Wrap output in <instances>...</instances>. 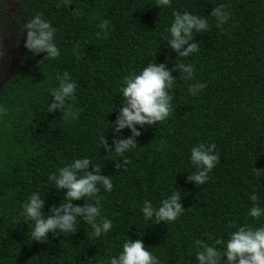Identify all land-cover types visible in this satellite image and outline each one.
I'll list each match as a JSON object with an SVG mask.
<instances>
[{
    "label": "trees",
    "instance_id": "1",
    "mask_svg": "<svg viewBox=\"0 0 264 264\" xmlns=\"http://www.w3.org/2000/svg\"><path fill=\"white\" fill-rule=\"evenodd\" d=\"M221 4L229 20L218 28L209 14ZM19 8L16 23L23 28L36 13L49 21L60 54L50 60L25 48L0 89V264H99L116 255L126 239H141L161 264H197L195 240L224 241L235 230L229 228L234 221L264 222L247 215L253 192L264 208V0H170L167 7H157V0H19ZM174 10L209 23L206 32L193 33L199 51L188 57L176 55L161 40ZM102 20L109 22L106 38L97 36ZM15 31L19 37L20 30ZM152 60L168 69L192 63L194 79H182L178 69L171 72L176 77L173 111L140 129L137 147L117 168L121 158L105 151L101 137L112 141L113 121L123 106L122 78ZM64 71L77 82L75 100L67 102L78 110L76 119L46 111ZM195 82L206 83L198 96L188 92ZM130 135L127 128L121 130V138ZM199 143H214L219 156L210 180L200 186L187 180L196 171L190 148ZM82 157L111 176L113 189L99 195L112 230L95 238L91 227L78 220L74 233H49L44 242L32 241L31 223L18 220L21 204L38 191L45 213L58 205L63 190L53 189L47 177ZM173 191H179L185 209L175 221L143 218L144 200L159 206Z\"/></svg>",
    "mask_w": 264,
    "mask_h": 264
},
{
    "label": "clouds",
    "instance_id": "2",
    "mask_svg": "<svg viewBox=\"0 0 264 264\" xmlns=\"http://www.w3.org/2000/svg\"><path fill=\"white\" fill-rule=\"evenodd\" d=\"M170 0H157V7H167ZM215 18L216 27L227 23L229 13L223 4L212 8L210 14ZM172 21L167 29V37H162L167 46L180 57H188L199 51V43L194 40L193 33L206 32L209 29L208 21L199 15L188 11L172 12ZM26 29L25 48L31 53H44L43 58L56 59L60 52L55 36L56 29L43 18L40 13L34 14L24 24ZM97 36L101 33L106 38L109 34L108 20H102ZM175 69L186 81L194 79V66L192 63H179L172 69L166 68L165 63H148L139 71H132L121 80L119 93L123 104L113 121V138L111 143L101 137V146L108 153H114L121 158L115 167L126 163L124 156L137 147L136 137H139L144 126H152L157 122L166 120L173 111V94L176 77L171 75ZM57 87L50 93L51 103H47L48 113L63 112L71 115L73 119L78 116V110H73L68 101L75 100L77 82L67 71L57 76ZM206 87V83L195 82L189 84L188 92L198 96ZM139 126V127H137ZM127 128L131 135L121 138V130ZM190 163L196 171L187 176V180L200 186L210 180L209 173L219 162V156L214 143H199L190 148ZM91 166V170H89ZM57 192L63 190V199L58 205L50 206L48 212L43 211L44 196L33 191L21 204L19 213L24 223H31L30 235L32 241L44 242L48 234H63L65 236L76 232L77 222L83 221L91 227V235L99 238L109 233L113 228L110 219L102 216L100 206V193L110 192L113 189L111 176L101 174L99 164H94L88 157L73 159L71 163L58 168L47 177ZM83 199V204H74L73 201ZM249 199L253 202L247 215L253 221L264 217V208L257 203L258 196L253 192ZM180 201L179 191H173L154 206L150 200H144L140 212L145 220L159 222H173L185 210ZM235 230L228 233L226 240L216 239L214 243L204 240H195V259L197 264H220L221 257L224 264H264V222L259 224H239L232 222L229 228ZM208 240H212L209 236ZM216 245H223L217 248ZM99 264H161L159 258L148 250L141 239H126L116 255L102 258Z\"/></svg>",
    "mask_w": 264,
    "mask_h": 264
},
{
    "label": "rangeland",
    "instance_id": "3",
    "mask_svg": "<svg viewBox=\"0 0 264 264\" xmlns=\"http://www.w3.org/2000/svg\"><path fill=\"white\" fill-rule=\"evenodd\" d=\"M21 56V49H16V39L12 27H5L0 38V87L21 61Z\"/></svg>",
    "mask_w": 264,
    "mask_h": 264
},
{
    "label": "flooded vegetation",
    "instance_id": "4",
    "mask_svg": "<svg viewBox=\"0 0 264 264\" xmlns=\"http://www.w3.org/2000/svg\"><path fill=\"white\" fill-rule=\"evenodd\" d=\"M17 17L20 18L19 0H0V38L5 27L11 26L16 39V49H21V52H23L25 49L26 32L23 24L18 25L16 23ZM16 29L21 32L19 37L15 31Z\"/></svg>",
    "mask_w": 264,
    "mask_h": 264
},
{
    "label": "water",
    "instance_id": "5",
    "mask_svg": "<svg viewBox=\"0 0 264 264\" xmlns=\"http://www.w3.org/2000/svg\"><path fill=\"white\" fill-rule=\"evenodd\" d=\"M22 54H23V52H22ZM18 64H19V63H18ZM18 64H17V65H18ZM17 65H16V66H17ZM16 66L14 67L12 73H11V74L5 79V81H4L3 84L1 85L0 89L3 87V85L5 84V82H6V81L12 76V74H13V72H14ZM7 73H8V72H7Z\"/></svg>",
    "mask_w": 264,
    "mask_h": 264
}]
</instances>
